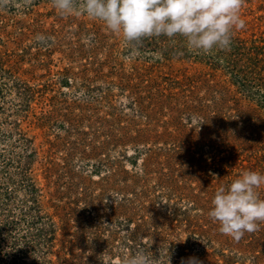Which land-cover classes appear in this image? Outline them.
Instances as JSON below:
<instances>
[{"label": "rangeland", "instance_id": "rangeland-1", "mask_svg": "<svg viewBox=\"0 0 264 264\" xmlns=\"http://www.w3.org/2000/svg\"><path fill=\"white\" fill-rule=\"evenodd\" d=\"M240 12L242 38L263 51L264 80V0H245ZM175 48L170 57L144 45L134 51L102 21L62 16L51 0L0 12V264H12L15 246L26 264H123L140 248L156 264H167V254L169 264H264V230L237 241L208 216L217 180L227 176L221 184L229 185V159L264 174V101L253 72L238 69L242 61L228 70L224 55L195 58L181 41ZM138 132L144 141H127ZM175 147L183 152H167ZM136 149L143 154L132 168L121 155ZM32 151L38 216L57 228L51 255L32 237L42 223L28 231L34 212L18 162L24 166ZM121 167L133 173L122 184L150 208L157 240L141 236L126 245L128 227L114 213L109 180ZM169 173L173 180L165 182ZM258 194L264 199V185ZM192 225L203 233L193 237Z\"/></svg>", "mask_w": 264, "mask_h": 264}, {"label": "clouds", "instance_id": "clouds-1", "mask_svg": "<svg viewBox=\"0 0 264 264\" xmlns=\"http://www.w3.org/2000/svg\"><path fill=\"white\" fill-rule=\"evenodd\" d=\"M34 0H0V12L11 7L29 8ZM62 16L87 15L102 21L135 51L144 38L183 37L188 49L199 54L230 50L232 33L243 29L241 8L245 0H51ZM264 174L244 171L228 186H220L211 201L208 216L219 231L234 240L258 230L264 223V199L258 189ZM150 251L138 249L123 264H156ZM163 264V262H161ZM167 264L169 258L167 254ZM188 264H199L191 258Z\"/></svg>", "mask_w": 264, "mask_h": 264}, {"label": "trees", "instance_id": "trees-1", "mask_svg": "<svg viewBox=\"0 0 264 264\" xmlns=\"http://www.w3.org/2000/svg\"><path fill=\"white\" fill-rule=\"evenodd\" d=\"M180 41L182 44L186 43L184 38L179 37V36L171 38V39L166 37V36L149 37V38H144L142 43L140 44V46L144 45V48H147L150 46L153 50H159L161 52L160 54L162 56L170 57V56L176 55L177 51H176L175 46L177 45V42H180ZM248 44H247L246 40H244L242 38L241 33L238 30H234L232 33V42H231L230 50H215L212 54H199V53L194 52L190 49H189V52L195 58H205L206 57L207 59H213V60H215L216 55H224V59H227L226 66L228 67V70H231L232 72H234L233 69L239 67L238 69H241L242 72L245 70H247L246 72H253V74H252L253 82L256 83L255 93L259 98H261L262 101H264V80H263V77L259 73L261 66H260V59H258V55L261 54L263 51H260L258 49L257 52L254 53L253 48L249 47ZM239 61H242L243 63H245L244 67L246 69L243 66L236 67L238 65ZM11 84H12V86L14 84L16 87L15 80L12 79ZM12 86H10V87H12ZM10 90L11 89L8 88V90H6V93H9L7 91H10ZM139 133L140 132H138V135L135 138H133V137L129 138L127 141H131L132 144H136L140 141H144L143 138H141V136H139ZM122 141H123V143L126 142V140L116 139L115 144L117 142H122ZM142 147H145V146L143 145ZM164 150L166 151V149H164ZM168 151H172L174 153H179L178 151H182V149L175 147L172 149L171 148L167 149V152ZM142 152H143V150L136 149L134 151V153H132L130 155L122 154L121 158H123V160L124 159L128 160L131 164V167L133 168L134 165L137 163L139 156H141L143 154ZM146 153L155 154V152L153 153V151H151V149H148V152H146ZM28 156H29L30 160L26 161L24 163V166L21 165V162H18V165H19V168L21 169L22 177H23V181L20 184H21L22 188H24V191H25V189L28 191V195L26 196L28 198V200H26L25 202H26V204L29 205L28 209L29 210L31 209L34 212V216H32L29 220L30 222H29V230L28 231H30L31 229H34L36 226L35 224L38 221L42 223L41 226H36V228H35L36 233H34L33 235L31 234V235H32V237H34V235L37 238L39 237L41 239L40 240L38 238L40 240V242L45 241L44 244H48V245H47V248L45 249L44 252L48 251V255H51V251H52L53 244L55 241V235H56L55 231L57 228H56V225L50 219H48L49 222L51 221L48 224V226L50 225V227L45 228L46 223L44 222V220H42L41 216H38V213L41 212L40 211L41 203L39 200L40 190L36 186V182L34 180L35 179L34 175H32L33 170L31 168L32 167L31 165L33 163L32 161L34 160V157L37 156L36 151L30 152L28 154ZM226 160L227 159H223L222 162L224 164V168H225V171L227 174L228 170L226 169V164H227ZM142 161H145V160H142ZM220 161H221V159L218 162L220 163ZM229 161H231V164L230 165L228 164L229 165L228 166V168H229V174L228 175L230 176V179L228 181H226L227 184H228V182L230 184L234 179L238 178L239 175L244 171H255V172H259V173L262 172L261 169L259 168V166H257L256 164H252L251 162H248L247 165H244L243 163H238L233 159H229ZM145 166L146 165H144V167ZM168 168L170 169L169 166H168ZM258 168H259V170H258ZM47 171L49 172V169ZM94 171H95V174H97L98 168H96ZM114 171L115 172L112 173L111 177H109V180H111V178H115L113 184L110 186L112 193L115 195V198H117V200L115 202L116 208L114 210V213L116 216L123 217V222L125 223V227H128V229H127L128 236L126 238V243H127L126 245H132V244L135 245L136 239L141 237V236H148V237L152 236L155 240H157V238L159 236H158V234H155V233H158V232H152V230H154L156 228V225L153 222L149 223V219H150L149 216L152 215V213H148L150 208H148L146 205L144 206L142 204V202L139 201L140 199L137 198L138 195L134 194L135 196H133V194L130 193L134 189L133 186L128 185V184H122V181L127 179V176H129L130 172L128 170H126L125 168H122V167L120 169L114 170ZM171 171H172V169H170L169 172H171ZM142 172H143L142 173L143 175L146 174L145 170L144 171L142 170ZM169 175H170V173L168 174L167 177H165V182H166V180H173V178L169 177ZM131 177H133V173L131 174ZM182 177H185V176H182ZM225 179H227V176L224 177L222 180L220 178L217 180L218 181V182H216L217 188L215 189L214 193L217 191V189L220 186H225L224 184H221ZM160 182L161 181L158 182L159 185H160ZM122 185H124V186H122ZM167 190H168V195H172V188L167 187ZM257 191H259V189ZM129 193L131 194L132 198H129L127 196ZM145 193L147 194V193H149V191H147V190L144 191V195L146 197ZM80 196L83 198V200H87L86 194L81 193ZM135 197H136V199H135ZM167 199H169V198H167ZM76 202H77V200L74 201V204H76ZM174 215H175V210H173V216ZM36 217H37V220L34 221L36 219ZM150 229H151V232H150ZM190 229H191L190 234L193 237H196V236L201 235L203 233V226L202 225H192ZM258 230H260V231L264 230V223L259 224ZM44 235H45V238H44ZM202 236H201V238H202ZM27 238H28V235L25 237V241H24L25 243L28 241V240H26ZM141 244L144 245L143 243H141ZM24 253H25L24 251L22 253L20 251H18V247L15 246L13 248V252H12V258H13L12 264H26L27 259H26ZM22 255H24V256H22ZM35 264H50V263L48 262V259L46 258L45 260H42V261L36 260ZM109 264H116V263L112 262ZM118 264H119V262H118Z\"/></svg>", "mask_w": 264, "mask_h": 264}]
</instances>
